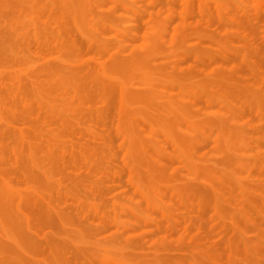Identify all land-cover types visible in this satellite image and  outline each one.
<instances>
[{
    "label": "rangeland",
    "instance_id": "1",
    "mask_svg": "<svg viewBox=\"0 0 264 264\" xmlns=\"http://www.w3.org/2000/svg\"><path fill=\"white\" fill-rule=\"evenodd\" d=\"M0 264H264V0H0Z\"/></svg>",
    "mask_w": 264,
    "mask_h": 264
},
{
    "label": "bare ground",
    "instance_id": "2",
    "mask_svg": "<svg viewBox=\"0 0 264 264\" xmlns=\"http://www.w3.org/2000/svg\"><path fill=\"white\" fill-rule=\"evenodd\" d=\"M79 46H81V45H79ZM79 46H78V48H79ZM79 50V49H78Z\"/></svg>",
    "mask_w": 264,
    "mask_h": 264
}]
</instances>
